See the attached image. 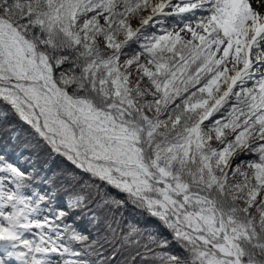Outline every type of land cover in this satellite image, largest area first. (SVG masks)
I'll use <instances>...</instances> for the list:
<instances>
[{"label": "snow or ice", "instance_id": "6c2138e0", "mask_svg": "<svg viewBox=\"0 0 264 264\" xmlns=\"http://www.w3.org/2000/svg\"><path fill=\"white\" fill-rule=\"evenodd\" d=\"M253 3L0 0V104L182 249L157 252L169 242L148 233L145 259L264 264V12ZM32 179L0 153V264H92L72 246L87 237L61 228L67 213Z\"/></svg>", "mask_w": 264, "mask_h": 264}, {"label": "trees", "instance_id": "16d2710c", "mask_svg": "<svg viewBox=\"0 0 264 264\" xmlns=\"http://www.w3.org/2000/svg\"><path fill=\"white\" fill-rule=\"evenodd\" d=\"M132 50H136L135 45ZM0 153L9 162L13 159L20 160V166L25 164L26 173L33 178L34 191L47 194L51 197V207L67 213L63 222L57 221L62 229L67 225L69 232L75 230L87 237L86 241L73 242L72 246L88 252L86 258L92 264H158L151 253L144 258L143 244L147 243L148 233L169 242L167 248H156L155 251L182 254L171 231L158 218L137 207L126 194L83 172L64 156L52 151L10 107L2 104ZM77 197H83L79 204L76 203ZM131 227L138 228L143 234L135 237L140 239L139 246L123 240Z\"/></svg>", "mask_w": 264, "mask_h": 264}, {"label": "rangeland", "instance_id": "374dc122", "mask_svg": "<svg viewBox=\"0 0 264 264\" xmlns=\"http://www.w3.org/2000/svg\"><path fill=\"white\" fill-rule=\"evenodd\" d=\"M171 20H172V18H168V20H166V23L168 24L167 26L168 27H172V25H171ZM134 27L136 26L135 24L133 25ZM14 164H16L19 168H21L22 170H24L25 172H26V169H27V167L25 168L24 166L23 167H20L19 166V164H20V161H15L14 162ZM38 183V182H37ZM47 214V213H46Z\"/></svg>", "mask_w": 264, "mask_h": 264}, {"label": "bare ground", "instance_id": "6f19581e", "mask_svg": "<svg viewBox=\"0 0 264 264\" xmlns=\"http://www.w3.org/2000/svg\"><path fill=\"white\" fill-rule=\"evenodd\" d=\"M253 6H254V8H257V10L264 12V8H260L259 5H258V3L255 2V0H254V3H253Z\"/></svg>", "mask_w": 264, "mask_h": 264}]
</instances>
